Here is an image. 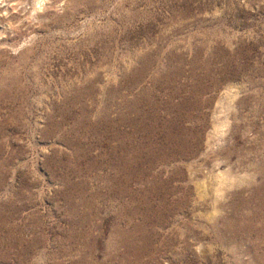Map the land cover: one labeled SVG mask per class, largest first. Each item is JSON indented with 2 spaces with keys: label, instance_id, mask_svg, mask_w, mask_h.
<instances>
[{
  "label": "rangeland",
  "instance_id": "rangeland-1",
  "mask_svg": "<svg viewBox=\"0 0 264 264\" xmlns=\"http://www.w3.org/2000/svg\"><path fill=\"white\" fill-rule=\"evenodd\" d=\"M0 264H264V0H0Z\"/></svg>",
  "mask_w": 264,
  "mask_h": 264
}]
</instances>
